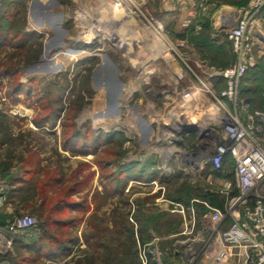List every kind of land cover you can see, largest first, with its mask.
I'll list each match as a JSON object with an SVG mask.
<instances>
[{
	"label": "rangeland",
	"instance_id": "obj_1",
	"mask_svg": "<svg viewBox=\"0 0 264 264\" xmlns=\"http://www.w3.org/2000/svg\"><path fill=\"white\" fill-rule=\"evenodd\" d=\"M248 1L192 0L163 25L157 0H0L1 165H18L1 167L0 178L13 180L17 170L42 159L41 151L48 160L33 184V209L0 212V264H126L133 249L140 258L144 248L148 262L184 264L188 250L200 254L203 242H212L209 210L198 203L191 213L192 200L209 201L218 185L208 176L233 180L234 164L228 157L220 171L207 164L199 174L182 165L181 150L197 149L214 127L215 108L200 96L185 109L179 93L203 74L194 58L208 71L236 62L228 37L232 51L223 53L205 51L198 38L226 35ZM251 33L257 69L247 72L241 93L259 107L264 39L253 27ZM162 112L169 121L192 124L182 141L173 140L177 121L165 127ZM23 215L35 216L37 229L1 228ZM42 221L57 242L46 238L38 255L24 245L41 235ZM61 244L69 250H59Z\"/></svg>",
	"mask_w": 264,
	"mask_h": 264
},
{
	"label": "built area",
	"instance_id": "obj_2",
	"mask_svg": "<svg viewBox=\"0 0 264 264\" xmlns=\"http://www.w3.org/2000/svg\"><path fill=\"white\" fill-rule=\"evenodd\" d=\"M256 21H260L264 28V0H249L241 6L235 25L226 31L236 62L226 68H213L201 76L194 74L196 84L192 89L179 93L181 106H185V109H191L200 96L209 98L215 108L211 113L214 127L199 141L197 149L181 150L182 165L190 168L192 173L199 174L207 164L214 171H220L228 157L234 164L233 180L225 176H208L210 183L218 185L215 193L224 198L222 206L213 205L207 200H192L191 213L194 214L197 203L209 210L214 237L206 246L203 242L200 254L188 250L190 256L184 264H196L202 257L211 255L213 264H234L232 261L235 258L238 260L236 264H264V104L262 108L252 109L249 99L241 93L247 71L256 64L251 33ZM183 75L181 72L179 76ZM221 83L222 88L217 90ZM159 118L165 127L177 121H169L167 112H162ZM175 124H178L176 129L179 130L173 140L179 142L183 140L186 129L181 127L179 121ZM159 149L167 150L164 147ZM169 150L163 159L164 165L175 152L174 147ZM178 206L182 207L178 211L183 212V206ZM227 220V228H219ZM36 225L35 216L23 215L13 218L1 228L14 233ZM194 226L193 220L186 228L193 230ZM140 258L144 264L148 263L145 248Z\"/></svg>",
	"mask_w": 264,
	"mask_h": 264
},
{
	"label": "crops",
	"instance_id": "obj_3",
	"mask_svg": "<svg viewBox=\"0 0 264 264\" xmlns=\"http://www.w3.org/2000/svg\"><path fill=\"white\" fill-rule=\"evenodd\" d=\"M189 4H193L192 0H157L156 6L159 7V10L156 12L159 13L158 20L160 21V23L165 25V19L168 18L169 15H176L179 8L181 10H187ZM253 28L257 36L260 39H264V35H262V33L260 32V30H262L261 22L256 21L253 25ZM180 39L182 43H187V47L189 46L187 36H183ZM198 40L199 46L205 51H215L216 53L232 51L231 47L228 44L229 41L227 39V35L225 34L214 33L207 35L206 37H202L201 39L198 38ZM194 45L195 44H190L189 50L196 51L193 47ZM194 59L195 60L193 61L198 64L196 68L198 71L203 74L209 72L206 69H202L203 66V68H208L209 66L202 64L200 65L198 63V58ZM199 66L201 67V69ZM177 68L180 67L177 66ZM1 153L2 147L0 146V169L2 167V170L8 171L9 168L14 170L18 168V165H16L17 162L14 160L3 162L6 164V166L3 167L1 165ZM40 154L42 158L41 160L32 162L30 164L28 163L27 166L21 168L20 170H17L15 176L13 177V180L6 181L0 178V212L2 215L16 216L29 213L33 209L34 202L36 201L34 190H32V188H34L33 184L38 177H43L42 170L46 166V164H48V160L44 159V152L41 151ZM237 262L238 260L236 258L232 261V263L234 264H236ZM196 264H212V259L210 257L204 256Z\"/></svg>",
	"mask_w": 264,
	"mask_h": 264
},
{
	"label": "trees",
	"instance_id": "obj_4",
	"mask_svg": "<svg viewBox=\"0 0 264 264\" xmlns=\"http://www.w3.org/2000/svg\"><path fill=\"white\" fill-rule=\"evenodd\" d=\"M256 64L253 67H251L247 72L252 71V70H256L257 69V65ZM248 90L249 89H247V91ZM250 91H252V89H250ZM248 99L250 101V105H251L252 109H259V108L263 107L264 102L261 104V106L258 107V106H256L254 104V101L252 99H250L249 97H248ZM218 196H219L218 194L212 193L211 196H210L211 198L209 197L210 198L209 201L213 205L222 206L223 202H224V198L219 200ZM2 224H4V222ZM47 224H48L47 222L42 221L40 223V233H41V235L37 239H35V240L31 241L30 243H27L26 245H24V247L28 248L29 252H32V253L36 252L39 255L43 251V247H44L43 242L46 240V238H48L50 241H56L57 242V239L55 237L47 235V229H46ZM37 227H38V223H37L36 227L28 229V231L35 230V229H37ZM141 230L144 231L145 229H141ZM25 231H27V230H25ZM128 232L130 233L129 234V241L131 242V245L134 247V245L136 244V240L134 239V236H133L134 235V230L133 229H129ZM59 246H60L59 250H62V251L63 250L64 251H68L69 250L68 247L65 246V244H61ZM86 261H87V259H86ZM87 263L88 264H93V261L88 259ZM126 264H143L142 261L140 260L139 256H138V254H137V250L136 249H133V252H131L130 257L128 258V261H126ZM147 264H157V263L154 262V261H150Z\"/></svg>",
	"mask_w": 264,
	"mask_h": 264
},
{
	"label": "water",
	"instance_id": "obj_5",
	"mask_svg": "<svg viewBox=\"0 0 264 264\" xmlns=\"http://www.w3.org/2000/svg\"><path fill=\"white\" fill-rule=\"evenodd\" d=\"M39 25H43V22H39ZM181 127L187 129V128L192 127V124L182 123Z\"/></svg>",
	"mask_w": 264,
	"mask_h": 264
},
{
	"label": "bare ground",
	"instance_id": "obj_6",
	"mask_svg": "<svg viewBox=\"0 0 264 264\" xmlns=\"http://www.w3.org/2000/svg\"><path fill=\"white\" fill-rule=\"evenodd\" d=\"M38 30V29H37Z\"/></svg>",
	"mask_w": 264,
	"mask_h": 264
}]
</instances>
